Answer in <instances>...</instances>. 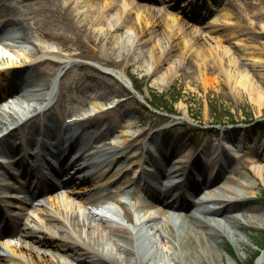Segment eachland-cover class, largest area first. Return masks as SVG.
Listing matches in <instances>:
<instances>
[{"label": "rangeland", "instance_id": "374dc122", "mask_svg": "<svg viewBox=\"0 0 264 264\" xmlns=\"http://www.w3.org/2000/svg\"><path fill=\"white\" fill-rule=\"evenodd\" d=\"M67 1L25 0L23 1L24 5H19L15 3V0H12L15 6L17 5L18 8H22L25 15L32 16L35 20V23H33L32 18L29 19V24L31 25V40L38 46L48 47L49 51H56L58 59L59 55L62 56L63 53L67 57L64 59L69 60L65 62L66 64L63 69L65 71L62 70L63 74L60 78V90L57 100L49 109L36 114L28 122L25 129L33 130L31 126L35 124H46L48 118L51 116L55 126L62 127L65 124V116L71 114L80 116L86 114L87 111L93 108V101L97 100L105 109L93 114L88 121H84L78 125L75 124L77 125L76 127H81L83 130H81L79 138H85L88 135L86 133L95 132L94 138L90 139V143L87 145L90 149L108 140L111 142L110 145H113L112 149H117V145H120L117 140L124 137V130L136 134L137 132H142L147 128L150 129L152 126H157L161 123L163 126L168 125V128H165L161 133L164 138H167V141L163 142L164 146L168 142V139L171 138L172 132H176L180 136L181 142H185L187 137H195L194 134L201 135L200 133L204 132L202 130H209L207 134L215 137L221 136L223 133H228L237 139L234 144V152H240V157L237 162H244L241 165L234 163V167H241L242 179L251 186L255 185L257 187V191L253 195H250L251 199L245 202L244 205H240V213L247 212L252 206L260 205L257 201L262 200V194L264 192V139L262 138L264 131L260 123L264 119V108H258L246 92L230 90L223 81L221 82L219 80V78H222L217 77L214 72L212 76L216 77V79L213 82L204 83L201 76L198 77L196 73V65L193 58H186L182 65H177L176 62L181 55L179 47H175L167 56L166 60L161 61L159 67L154 69L151 65L153 57L160 58L162 56L159 50L164 46L166 34L168 35L163 22H156L155 29L148 34L149 38L145 45L146 49H144V53L141 54L139 52V56H137L133 49L128 46L135 37L134 30L132 29L134 26H131V28L125 25L121 26L118 19L115 18L100 20L88 12L85 15L83 13H80V15L76 13L72 14L74 11L72 10L73 5L71 4L73 3L69 0ZM163 1L166 2L165 4L170 2V0H161V2ZM187 1L178 0L175 3L185 6ZM25 3L28 4L25 5ZM222 4L220 7L214 6L208 15L203 14L205 8L203 5H200L192 15L186 16L187 19L184 17L179 18L180 23H184L185 19V24L182 28H179V31L185 37L192 38L200 45L204 43L213 45L215 43L213 36L218 33L213 30L212 25L214 24L216 27L217 25H221L222 18L218 17L219 10L221 7H225L232 16L230 23L236 25L235 28L238 30L237 32L240 36L246 42L252 43L264 51V27L262 26L264 24V0H223ZM122 5H120V8ZM136 6V8L133 9L132 7L131 9V13L134 16L136 11L143 12L142 5L137 4ZM127 8L130 7L128 6ZM135 9L137 10L135 11ZM157 17V19L159 17L161 19L162 15L158 14ZM95 19L100 23L96 24ZM131 21H134L133 16H131ZM90 31L95 34H90ZM223 44L230 46L232 54L239 57V62H243L248 67H251L252 72L260 68L258 64L252 65L251 61L247 59L248 57H241L231 42L223 41ZM21 45L22 47H14L12 49L0 43V58L2 57L15 63L23 61L30 63L34 61L33 59L35 57L29 58L30 54L24 47L31 46V44L26 42ZM152 45L156 48H152ZM151 48L153 52L150 51ZM20 53H23V55H20ZM43 53L45 52L38 54L41 55ZM137 57H139L138 60ZM56 61L57 58L53 55L38 61L36 60L34 67L30 69L34 71V76L30 77L31 84H38L40 87L46 88L45 85L50 81V77L55 74L57 69ZM262 65L264 68V61ZM114 69L123 70L127 77L129 74L130 77L132 76L135 79L136 84H142L140 91L134 89L129 78H117L112 73ZM171 88L179 91L176 97L177 99L173 103V112L167 113L157 110L154 107L152 108L146 101L147 98L149 100L152 97L150 95V89H153L157 93H164L167 96ZM145 106L149 107L150 112L145 109ZM56 118L58 120H55ZM219 121L220 124L215 123ZM200 128L202 130H199ZM156 129L158 130V128ZM151 132L153 133V130ZM17 134L8 137L3 145L7 147V145L16 144V148L18 149L17 140L13 141ZM25 134H28L27 131ZM130 151H133V149ZM131 154L133 153L128 152V157ZM135 154L134 158H129L126 167L140 159L141 152ZM189 155L190 157L194 156V153L189 150ZM251 158H261V160L250 162L249 159ZM250 167L255 170L254 174L245 172L246 170L251 172ZM11 170L16 171L13 167H11ZM114 172H112V175L117 174V171ZM7 182V178L5 180L0 179V186ZM233 185L234 189L242 188L238 180H234ZM77 188L80 189L81 194L78 198L68 195L67 191H60L62 198L64 197L65 200L70 201L74 209L80 208L86 211L93 206L92 202H97L99 198L114 204L111 195L107 194L106 189L100 188L95 191L90 186ZM218 191L220 193H226L225 189ZM51 196H56V194L46 193V197L44 198L46 203L44 208L49 210L54 208ZM89 200L93 201L91 202ZM3 202L9 201L1 197L0 204H3ZM236 204L240 203L236 202ZM19 207H22V205L19 204ZM34 209L31 208L27 211L29 214L35 216V221L42 223L43 219L36 215V210L40 212V209ZM5 210L6 212H11L9 207L5 208ZM72 211L76 213L73 209ZM150 214H152L151 210H149L148 215ZM82 216L83 214H77L80 222L82 221ZM218 217L219 219H224L225 214L220 213ZM122 218L123 225L127 226L128 229L134 225V228L129 230L131 232L130 236L139 237L145 243H148L149 238H151L154 246L157 244L158 249L161 248L162 243L160 245L159 239L154 236V228L156 227L159 231L162 230L164 232L162 229L165 223L164 217L161 215H152L150 220L147 218V220L143 219L139 222H133L124 211ZM88 219L99 233H102L103 225L98 223L93 217L88 216ZM241 219L243 221L244 217ZM58 220H62V223L66 222L65 225L70 226L65 215L59 216ZM28 221L26 220L27 223ZM34 222L29 221L28 224L31 225ZM53 223L54 225L50 226L51 229L58 230L57 226L59 223L56 221ZM224 226L231 230L235 228L233 226L231 227L226 221ZM261 226L262 228L259 226H250L246 229L249 235L248 243L242 248H238L227 236H220L219 239L222 240V248L220 249L223 252L224 261L227 262L226 258L233 256L237 262L236 264H244L252 251L257 249L256 244L260 245L264 239V221ZM152 227L154 228L152 229ZM237 232L239 231L237 230ZM83 234L85 233L83 232ZM213 240L212 244H216ZM25 244H31V241L26 239ZM227 244L232 248V256H228L226 253ZM166 247L164 245L163 250H160L163 256L162 258L166 264H174L169 257L170 254L164 251ZM5 249L7 253H10L14 257L18 254L17 252L22 256L24 255L19 250L13 251L10 248ZM26 251L28 252V249ZM176 256L179 258V262L175 264H187L180 254ZM44 257L49 258L47 256ZM116 257L120 264L129 263V261H126L123 253H116ZM67 263L76 264L70 258H68Z\"/></svg>", "mask_w": 264, "mask_h": 264}, {"label": "bare ground", "instance_id": "6f19581e", "mask_svg": "<svg viewBox=\"0 0 264 264\" xmlns=\"http://www.w3.org/2000/svg\"><path fill=\"white\" fill-rule=\"evenodd\" d=\"M23 1L25 0H15V3L24 5ZM64 1L68 2L67 0ZM69 1L73 3L71 4L73 5L72 10L74 11L72 14L76 13L80 15V13H83V15H85V13L88 12L100 20L115 18L118 19L121 26L125 25L129 26V28L134 26L132 29L134 30L135 37L128 46L133 49L137 56H139V52L141 54L144 53V49H146L145 45L149 38L148 34L155 29L157 25L156 22H163L166 26L165 29L168 35L166 34L165 44L159 50L162 56L160 58L153 57L151 65L154 69L159 67L161 61L166 60L167 56L175 47H179L181 55L176 62L177 65H182L186 58H193L196 65V73L198 77L201 76L204 83L213 82L216 77H213L212 74L214 75V73H216L215 75L217 77L222 78H219V80L221 82L223 81L230 90H241L246 92L251 101L254 102L258 108H264V68L262 67L264 51L256 45L246 42V40L240 36L237 32L238 30L235 28L236 25L230 23L232 16L225 7L220 9L218 16L222 18L221 25H217V27L214 24L212 25L213 30L218 33L213 36L215 39L213 45L205 43L200 45L192 38L185 37V35L179 31V28H182L185 24V19L184 23H180L179 21V18L184 17L182 15L183 11L186 13L188 11L192 12L194 9L198 8L200 2L204 3L205 1V7L207 6L208 8L206 11L207 13L211 7L215 5L218 6V0H188L186 8L184 9H173L174 1L169 4L140 3L138 0ZM27 4L28 3H25V5ZM121 4L123 5L120 8ZM137 4L143 6V12L136 11L137 9H135L136 13L134 16V14L132 15L131 13V9L132 7L133 9L136 8ZM170 4L171 6H169ZM128 6L130 8H127ZM158 14L162 15L161 19L160 17L157 19ZM131 16L134 17L133 22L131 21ZM30 18H32L33 23H35L33 17L25 15L22 8H18L17 5L15 6L12 0H0V42L4 44L3 46L7 45L9 47H11L9 43H4L2 39H8L15 47H22L21 44L27 42L31 44V46L28 47L24 46L30 54L29 58L35 57V59H33L34 61L30 63L24 61L15 63L14 61L2 57L0 58V94L3 96L6 95V104L0 105V145L4 143L8 137L16 135L17 133L22 140L26 139L27 144L34 141V138H28L32 137L31 135L34 134L29 132V135H25L20 131H23L28 122L34 118L37 113L36 110H45L46 107L50 105L51 96L54 94V86L52 87L53 82L55 85L62 74V70L66 64L65 62L69 61L64 59L67 57L63 53L62 56L59 55L58 59L56 51H49L48 47L38 46L31 40ZM97 19H95L96 24H99L100 22ZM262 26L264 27V24ZM90 34L93 35L95 33L90 31ZM223 41L231 42L241 57H248L247 59L251 61L252 65L258 64L260 68L252 72L251 67H248L243 62H239V57L232 54L230 46L223 44ZM154 47L155 46L152 45V48ZM152 48L150 51H152ZM40 52L45 53L39 55L38 53ZM20 55H23V53H20ZM46 55H53L57 58V69L53 79L48 81L45 85L46 88H42L38 84H31L30 77L34 76V71L30 69L34 67L36 60L38 61L42 58L49 57ZM138 59L139 57H137V60ZM4 65L7 67H3ZM18 65L20 66L16 68L15 66ZM18 73L21 74L32 87L29 86L30 88L28 91L21 94L19 93L20 95L16 96L12 93L14 89L10 76ZM112 73L120 79L128 78L123 70L114 69ZM92 104L93 108L87 111V115L84 114L73 120H88L93 114L105 109L97 100H94ZM33 127H36L37 130L40 126L35 124L32 128ZM44 130L46 131L47 129ZM123 135L124 137L118 139L117 142L126 143L127 147L130 146V141L132 142L134 138L137 137L134 136L135 133H130L127 130H124ZM173 136V138L168 139V143L165 146L158 144V136H150L149 140L143 139L142 146L146 148L154 146V149L158 151L159 154H162V162L166 164H168L169 152L172 153L174 151L178 155L177 162L179 161L180 164V162L188 159L189 150H185V146L182 147L180 145V136L178 137L176 132L173 133ZM220 138H231V136L228 133H223ZM163 139L167 141V138ZM40 140L46 139L38 137L37 141ZM214 140L216 141V139ZM217 141L219 140L217 139ZM104 145L105 144H103V146ZM246 145H248V143H246ZM82 149L78 159L86 156V148L82 147ZM138 152V150L135 151V153ZM214 154H206L204 156L203 161L205 162V166L198 167V164L194 163L191 169L186 173V187L184 188H191L187 190L186 195H183L181 192L177 194V196L181 198L180 200L178 199L179 202H177V204L179 208L176 210L185 211V214L180 217L177 225L171 221V216L163 208H160L161 213L156 212L150 215L147 214L149 220L150 217L155 214L165 218L164 227H162L164 232L162 230L159 231L156 227H152V229L154 228V236L159 239L160 245L162 243L160 249H158L157 244L154 246V242L151 238H149L148 243H145L143 240L139 239V237L130 236V229L123 225V223H120V221L111 222L104 220L105 222L102 225H108L110 227L108 232H100L101 235L88 219L89 214L91 215L90 210L86 215L83 214L82 221L80 222L77 217L78 213L76 214L73 211H69L72 208L70 201L56 194V196H51L52 204L54 205L53 211L45 209L44 213L40 216L43 219L42 223H38L35 221L36 219L34 217H30L29 221H35L30 225L28 224L29 221L28 223L23 221L22 214L13 216L10 219L8 227L11 230L17 231L22 239H17L18 241L16 240L17 243L15 245H9L7 240L2 239L0 243L13 251L19 250L24 253V255L22 256L17 252L18 254L14 257L11 254L2 253L0 254V264H68V258L72 259L76 264H120L116 257V253H123L126 261H129L128 264H166L160 251L163 250L164 245L167 246L164 251L170 254L169 257L174 264L179 262V258L176 256L177 254H180L187 264H236L237 262L234 257H230L229 255V257L226 258L227 262L224 261L223 252L220 249L222 248V240H220L219 237L227 236L238 248L246 246L249 238L246 229L250 226H261L264 221V208L261 205H256L249 208L245 213H231L232 209L240 208V205H244L245 202L250 200V195H253L255 191H257V187L255 185L251 186L248 182H245V180L242 179L240 168L234 167L232 164H229L228 170L223 173V175L215 174V177L210 179L204 171L213 174L216 173L215 169L220 166L219 162H216L214 158L218 156V153L217 156H214ZM122 155L121 151H117L113 157L116 156L120 161ZM239 155L240 152L235 151L234 156L238 157ZM259 159L261 160V158H251L249 160L250 162H257ZM154 160L155 159L150 158L149 163L153 164ZM213 161H215V163ZM65 163L66 161H61L60 168H63ZM142 165L145 170L151 169V167L148 168L145 166V163H142ZM169 166L173 170L179 171L182 165L171 163ZM73 167L75 168V165ZM193 167H195V169H193ZM250 169L251 172L248 170L245 172L254 174L255 170L251 167ZM76 171V174L83 173L82 169ZM136 172L135 170V173ZM104 173L105 167H98L96 172L87 174L84 179L90 183H108L110 176L103 177ZM216 180H219L217 186L223 187L226 193H220L215 188L216 186L208 185L209 182L213 185V182ZM234 180H238L242 188L234 189ZM176 181L177 180H174V182ZM200 185H204L205 190L203 194L197 191ZM77 190V188H74V190L71 189V191L74 192ZM195 190L197 193H190ZM154 191L157 193L156 189H154ZM191 194L193 196L190 197ZM26 196L28 197L29 195L27 194ZM144 202H146V200L143 197L133 198V206L135 209H142L144 205H146ZM210 202L211 204L208 205L207 203ZM236 202L240 204H236ZM220 212L225 214L224 220L228 222L231 227H235L233 230L227 229L226 226L221 223L220 219L214 218V215ZM180 213L182 212H178L179 215ZM64 215L68 219V223H70L69 227L65 225L66 222L62 223V220H58L59 216ZM3 216L2 210H0V217ZM243 217L244 220L242 221L241 218ZM8 220L9 219H6V224ZM54 221L59 223L57 226L58 230H53L50 227L54 225ZM132 227H134V225H132ZM83 232L85 234H83ZM26 239H29L31 244L26 245ZM212 240L215 241L217 245L212 244ZM40 246H42L43 249L40 250V248H42ZM26 249H28V252ZM44 256L49 258H45ZM263 262L264 248L257 256L254 264H262Z\"/></svg>", "mask_w": 264, "mask_h": 264}, {"label": "trees", "instance_id": "16d2710c", "mask_svg": "<svg viewBox=\"0 0 264 264\" xmlns=\"http://www.w3.org/2000/svg\"><path fill=\"white\" fill-rule=\"evenodd\" d=\"M132 80L135 84V79L132 78ZM134 86L140 90L142 84H140V85L135 84ZM150 91H151V96H152L153 100H150L149 102L153 106H155L156 108H159V109L166 110L168 112H171L174 110L173 103L177 99L176 97L179 94V91H175L174 89H172L170 91V93L168 94V96H165L164 93H157L153 89H150ZM255 255H256V251L253 252V254L251 255V257L249 258V260L246 264H251Z\"/></svg>", "mask_w": 264, "mask_h": 264}]
</instances>
